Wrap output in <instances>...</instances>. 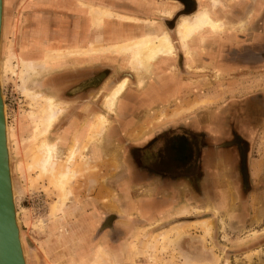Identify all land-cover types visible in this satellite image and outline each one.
<instances>
[{"label":"crops","instance_id":"obj_1","mask_svg":"<svg viewBox=\"0 0 264 264\" xmlns=\"http://www.w3.org/2000/svg\"><path fill=\"white\" fill-rule=\"evenodd\" d=\"M54 3L58 12L52 33L61 37L63 49H85L98 36L103 46H109L139 32L162 30L168 32L175 49L174 57L153 67L141 86L135 73L122 68L120 58L107 54L65 60L46 74L56 78L54 84L48 80V85L57 97L61 92L69 96L70 101L63 100L64 123L80 129L101 114L113 124L93 153L101 166L112 156L118 162L117 167L109 164L103 168L104 190L91 197L88 217L96 222V229L102 220L112 217L103 234L125 236L143 220L174 217L185 202L210 201L231 211L233 220L244 218L257 201L264 208V0L223 2L225 9L219 15L228 17L232 29L207 33L188 54L180 45L176 25L209 0ZM90 5L132 17L137 23L114 16L95 29L88 15ZM168 6L173 12L167 18L162 12ZM150 23L154 25L150 27ZM125 76L129 78L127 88L109 112L104 99ZM234 139L245 147V167L240 165ZM146 155L150 162L143 161ZM107 189L111 192L109 204L103 200ZM127 209L137 212L133 213L136 222L125 217Z\"/></svg>","mask_w":264,"mask_h":264},{"label":"rangeland","instance_id":"obj_2","mask_svg":"<svg viewBox=\"0 0 264 264\" xmlns=\"http://www.w3.org/2000/svg\"><path fill=\"white\" fill-rule=\"evenodd\" d=\"M222 1L218 0L219 3L212 6L209 0L208 5L199 4L196 11L202 13L210 10L214 19L225 22V30L219 33L232 29L228 17L219 15L221 10L225 9L223 2L231 0ZM54 2L55 0H3L1 83L6 103L7 126L10 131L14 130L17 140L21 143V151L16 152L11 139L10 158L14 202L18 212L26 264H56L65 257L68 258L69 264H264V208L259 201L253 203V210L250 213L247 211L245 217L240 220H233L231 211L229 215L222 214L214 203L204 205L203 208L199 204L190 202L178 204L179 208L174 217L166 218L160 229L153 230L154 227L146 224L148 227L140 226L125 236L114 235L112 241L119 240L118 245L113 250L107 251V247L102 242L106 237L100 234L102 230L93 231L94 222L88 217V211L92 204L91 197L104 190L102 183L105 182L106 177L103 168L111 164L117 167L118 163L113 161L115 156H112L107 165L102 166L94 160L96 144L102 140L100 135L108 129V121L104 132L96 136L92 144L87 145L89 135L99 131L96 128L90 129L96 118L80 129L70 124L54 140L55 133L50 137V132L59 121L61 114L43 138L46 143L57 144V155L53 157L57 170L65 169V159L72 146L76 144V157L70 168L77 172V176L67 185L69 194L66 201H63L61 191L51 181L50 176L40 174L36 166L40 158L36 148L40 142L34 140L33 131L40 125L43 103L39 100L33 101L26 95V90L38 94L40 98L52 94L55 96L53 92L46 93L39 82L46 74L60 68L64 61L45 64L46 68L43 72L39 71L28 82L22 84L20 59L42 61L45 52L63 49L61 37L52 33L56 29L55 14L58 12ZM203 36L196 41L203 39ZM99 39L98 36V41L89 46H102ZM124 39L128 38L124 37ZM194 44L189 45V53ZM31 51L35 52L33 53L35 55L28 53ZM11 55L16 58H11ZM114 57L120 58L122 68L130 69L125 64V56L114 55ZM166 60L170 59H162L154 67ZM150 73L142 77L143 82L145 76ZM126 79L127 84L122 94L129 82V79ZM138 85L142 84L138 83ZM55 98L58 100L56 96ZM65 104L61 106L62 113ZM115 106L116 104L113 110ZM72 129L74 131L70 137L68 134H71ZM135 132L130 134L133 136ZM107 192L108 196L103 197V200L109 204L111 192L108 189ZM252 200L254 201V197ZM160 220L151 219L148 222L159 224ZM94 241H97L96 246Z\"/></svg>","mask_w":264,"mask_h":264},{"label":"bare ground","instance_id":"obj_3","mask_svg":"<svg viewBox=\"0 0 264 264\" xmlns=\"http://www.w3.org/2000/svg\"><path fill=\"white\" fill-rule=\"evenodd\" d=\"M217 3H219L218 0H211L212 6H216ZM172 12H173V8H169L168 10H163L162 13L164 16L170 17L172 15ZM3 15L4 14H2V19H3ZM88 15L90 17L91 24L98 28H101L106 21H109L111 19L113 20L114 16H116L115 18H118L119 20L137 23V20H135L134 18L126 17L123 15H115L113 13H110L105 10H101L98 7L92 5L88 7ZM145 23L149 24L148 21H145ZM151 25L154 24L150 23V27ZM225 27H226L225 22H223L221 19H214L211 16L210 10H205L202 13L195 12L190 17L188 16V17L180 18L179 22L177 23L176 32L181 47L185 49L188 54L189 45L194 44L197 38L203 36L207 32L208 33L211 32L214 34L219 33L220 31L223 32L225 30ZM1 33H2V25H1ZM131 37L132 36H126V39L128 38L127 40L124 39L121 42L109 46L102 45L99 47H94L93 45H90L88 48L85 49L76 48V49L49 50L48 52H45L46 54H44L45 56L43 57L42 61H36V60L27 61L20 59L21 75H22L21 82L22 84H24L25 82H28L30 78L37 75L39 71L43 72V70L46 68L45 64H54L58 60L65 61L72 58H87V57L91 58L94 56L99 57L107 54L113 56L118 55L119 57L125 56L126 57L125 64L128 65V67L136 73L138 83L142 84L143 82L142 77L144 75L149 74L152 68L154 67V65L158 61L162 59L165 60L168 58L172 59L175 54V49L171 41V37L166 30H162L156 33L144 32V34H139L132 38ZM11 58H16V57L14 55H11ZM2 70L3 69H2L1 49H0V83H1ZM126 84H127V79L123 78L105 97L104 108L107 111L110 112L113 110V107L116 104L119 96L124 91ZM26 95L29 96L33 101L39 100L41 103H43V106L40 111V125L38 128H35L33 131L34 140L40 142L39 146L36 148V153L40 156L38 162L36 163L37 169L39 170L42 176H46V175L50 176L51 181L61 191L63 201H66L67 196L69 194L67 185L70 183L72 179H74L77 176V172L70 168V166L73 165L76 157V152H75L76 144L72 146L69 154L65 159V165H64L65 169L57 170L55 167L56 166L55 162L53 160V157L57 155V144L54 142L49 144L43 140V138H45L47 132L49 131L53 123L62 114L63 109L61 106H64L65 102L59 99L57 100L53 94L40 98L38 94H33L26 90ZM3 110H4V118L6 122L5 134H6V147L8 152L9 171L12 179L10 141L12 139L13 146L15 147L14 151L16 152L21 151L20 149L21 143L17 140V137L14 134L15 132H13L14 130L10 131L9 127L7 126L5 106L3 107ZM106 126H107V119L105 118V116L99 114L96 117V122L90 127L91 130H94L96 128L99 131L97 133L92 132L91 135H89L87 145L92 144L93 141L95 140V137L99 136L101 133L104 132ZM86 148L87 146L85 147V149ZM20 170L22 171L23 169ZM12 188H13V179H12ZM12 191H13L12 192L13 198L15 199L14 188L12 189ZM20 240L23 250L21 235H20ZM23 255H24V251H23ZM67 260L68 258L65 257V259H62L60 262H57L56 264H69Z\"/></svg>","mask_w":264,"mask_h":264},{"label":"water","instance_id":"obj_4","mask_svg":"<svg viewBox=\"0 0 264 264\" xmlns=\"http://www.w3.org/2000/svg\"><path fill=\"white\" fill-rule=\"evenodd\" d=\"M3 1L0 0V47ZM6 106L2 83H0V264H26L20 240V223L16 210L12 179L9 171L6 147L5 118Z\"/></svg>","mask_w":264,"mask_h":264},{"label":"flooded vegetation","instance_id":"obj_5","mask_svg":"<svg viewBox=\"0 0 264 264\" xmlns=\"http://www.w3.org/2000/svg\"><path fill=\"white\" fill-rule=\"evenodd\" d=\"M125 77H127V76H125ZM50 78V79H49ZM128 78V77H127ZM55 76L54 77H52V76H48V75H46V76H44L41 80H40V82H39V85H40V87L46 92V93H50V92H53L54 94H55V96H56V93L54 92V90H52V89H50L49 87H52V86H50V85H48L49 83H51V84H54L55 83ZM129 79V78H128ZM48 80H49V83H48ZM129 83V82H128ZM76 92V90L75 91H73V92H69V93H75ZM68 94V93H67ZM63 95V92H61L60 93V95L57 97L58 99H60L61 101H63V100H66L67 102L68 101H70V99L68 98L69 96H62ZM66 95V94H65ZM66 98V99H65ZM118 101V100H117ZM117 103V102H116ZM66 114V109H64V111H63V113H62V115L60 116V118H59V121L57 122V124H55V126L52 128V130H51V132H50V137H52V134H54L55 133V136H53V139L55 140L56 139V137H57V135L58 134H60V132L61 131H63L64 130V128H65V126L67 125V126H69L70 124H67V123H64L62 120H63V116ZM88 123H90V122H86V123H84L83 124V126L85 125V124H88ZM109 124V123H108ZM116 124H114V126H115ZM66 126V127H67ZM110 126H113V124H109L108 125V129H109V127ZM150 127L152 126V124H150L149 125ZM107 129V130H108ZM106 130V131H107ZM130 134V133H129ZM130 136V135H129ZM239 141L240 140H237V139H234V143L236 144L235 146L238 148V150H239V152H240V165H241V167H245V162H244V159H243V152L245 151L244 150V145H242V143L240 142L239 143ZM196 145V144H195ZM239 146V147H238ZM144 158L146 159V160H143L144 162H150V156H144ZM246 189V188H245ZM261 190V189H260ZM260 192V191H259ZM209 203H211L210 201L206 204V203H193V204H199V206L201 207V208H203V206L205 205H208ZM93 204V203H92ZM91 204V205H92ZM212 204V203H211ZM91 205L89 206V208L91 207ZM214 206H216V209H218V211H220L222 214H225V215H229V211H224V210H221V209H219V208H217V205H214ZM122 209V208H121ZM89 211H92L91 209H89ZM89 211H88V213H89ZM123 213H124V211H122ZM127 213H129V214H126V218H128V219H133L135 222H136V218H135V216H134V214L133 213H135V212H131V211H129L128 212V209H127ZM133 214V215H132ZM136 215H137V212L135 213ZM103 215V214H102ZM130 217V218H129ZM158 220H160V219H158ZM166 220V218H162L158 223L159 224H156V223H150V222H148L147 220L146 221H144L143 220V223L142 224H136V225H138L139 227L140 226H146V227H148L146 224H148L149 226H152V227H154V228H152L153 230H158V229H160L162 226H163V222ZM112 217H106L104 220H102L101 221V223H99L98 225H96L97 226V229H96V227H95V223H94V229H93V231L94 232H99V231H101L102 230V232L100 233V234H103V232L104 231H106V228L107 227H110L111 226V224H112ZM158 225V226H156L155 227V225ZM99 226V227H98ZM105 226V227H104ZM93 232V233H94ZM104 235V234H103ZM114 235H120V236H122L121 234H110V235H106L105 237H106V239H105V241H102L104 244H105V246L107 247V251H111V250H113V248L114 247H116L117 245H118V241L119 240H117L116 242H114V241H112V238H113V236ZM121 238V237H120ZM121 240V239H120ZM98 241V240H97ZM97 241H94V246H96V242ZM99 242V241H98Z\"/></svg>","mask_w":264,"mask_h":264}]
</instances>
